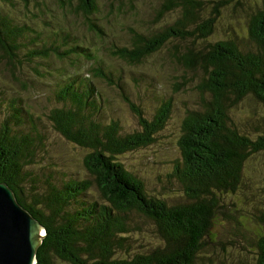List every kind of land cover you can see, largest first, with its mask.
<instances>
[{"label":"trees","instance_id":"16d2710c","mask_svg":"<svg viewBox=\"0 0 264 264\" xmlns=\"http://www.w3.org/2000/svg\"><path fill=\"white\" fill-rule=\"evenodd\" d=\"M117 1L121 14L126 1L137 2ZM234 1L165 0L147 28L132 29L128 46L108 48V31L97 0H56L63 10L83 17L102 43L88 48L73 44L72 35L63 29L38 34L3 6L16 8L22 3L30 12L35 0H0V51L9 56L11 66L41 68L46 77L41 86L51 106L40 115L24 105L21 92L27 87L19 92L0 86V183L13 190L46 232L37 264H199L204 258L206 239L212 237L223 198L241 189L246 164L264 153V115L249 126L252 132L243 130L232 117L247 98L264 107V7L250 19L248 40L225 37L207 42L222 10ZM210 3L212 10L204 18ZM176 10L180 17L164 22ZM188 42L206 45L201 49L179 46ZM172 45V58L186 69L199 70L202 79L198 83L201 100L181 122L179 152L170 162L171 172L160 177L163 192L178 188L181 193L180 200L170 201L150 193L120 159L159 142L175 114L173 99L158 98L149 119L129 97L132 83L152 86L146 72L126 80L124 69L114 73L104 53L138 68ZM53 56L60 61L85 60L91 69L85 76H81L84 70L64 74L59 77L61 83L53 85L51 67L45 63ZM91 78L119 91L139 129L123 131L103 107L110 101L103 99ZM56 138L85 152L84 176L57 155L52 140ZM145 226L156 232L157 244L148 248L142 237ZM255 248L258 264H264V236L257 238Z\"/></svg>","mask_w":264,"mask_h":264},{"label":"rangeland","instance_id":"374dc122","mask_svg":"<svg viewBox=\"0 0 264 264\" xmlns=\"http://www.w3.org/2000/svg\"><path fill=\"white\" fill-rule=\"evenodd\" d=\"M97 1L102 9L100 18L104 20L103 26L108 31V37L105 39V47L108 48L116 44L128 46L132 37V29L147 28L148 23L152 21L165 2V0H136L137 2L131 4L126 1L121 14L120 2L117 0ZM263 2L264 0L234 1L222 10V16L215 27L214 35L207 42H216L225 37L247 39L250 19L263 9ZM1 4L3 5L0 2V6ZM18 4L16 8L3 6L13 17L26 20L32 28L39 32L38 34L49 29H63L72 35L73 44L79 43L88 48L102 46L98 37L85 24L84 18L76 17L68 10H63L56 0H35V7L30 8V12L21 5L22 3ZM211 5L212 3L208 4L206 11L203 12L204 18H207L209 11L212 10ZM180 15V11L176 10L168 14L164 22L170 23ZM96 23L102 25L100 20H96ZM173 45L147 59L145 64L138 68L112 59L104 53L106 63L113 66L114 73L120 72L121 68L124 69L125 74H122L126 80L131 77L136 78L142 71L146 72L144 75L149 77L152 86L148 87V84L144 83L142 87H134L132 83L133 87L130 89L132 96L129 97L142 108L149 119L154 115V108L159 105L158 98L164 96L165 99H173L175 114L160 135L159 142L148 149L127 154L120 159L129 171L145 182L150 193L166 197L170 201L180 200L181 193L178 188L163 192L164 185L160 183L163 181L160 177L171 172L170 162L179 152L177 142L181 122L187 112L201 100L198 83L202 79V73L199 70L186 69L172 58ZM205 45L206 42L203 44L188 42L179 46L182 49L187 47L201 49V46ZM244 45L248 44H242ZM45 63L51 67L52 74L49 77L53 85L60 84L59 77L64 78V74L72 76L77 71L84 70L81 76H85V73L91 69L85 60L60 61L53 56ZM132 70H135L137 74L131 76ZM36 71H40V75ZM45 78L40 67L9 65V56L0 51V86L9 91L15 89L19 92L27 87L26 91L21 92L24 105L33 107L40 115L51 108L45 99V91L40 82ZM91 80L97 84L98 90L103 94V99L110 101L109 106L103 105V107L109 110L108 114L113 117V120L120 122L123 131L133 133L139 129L137 118L123 101L119 91L100 80L94 78ZM263 115V105L251 98L245 99L232 113L236 124L248 132L253 131L249 126L259 123ZM52 140L55 144L53 147L58 152L57 155H62L64 163L80 176H84L87 173L83 165L85 152L62 139ZM216 219L218 222L213 223L212 237L206 239V247L202 253L204 258L199 264H258L255 241L264 236V153L255 155L248 161L241 189L236 194L228 195L226 199L223 198L222 209L216 215ZM242 225H245V228ZM143 229L142 237L146 247L156 245L154 229L150 226H145Z\"/></svg>","mask_w":264,"mask_h":264},{"label":"water","instance_id":"95a60500","mask_svg":"<svg viewBox=\"0 0 264 264\" xmlns=\"http://www.w3.org/2000/svg\"><path fill=\"white\" fill-rule=\"evenodd\" d=\"M46 232L18 202L13 190L0 183V264H37Z\"/></svg>","mask_w":264,"mask_h":264}]
</instances>
